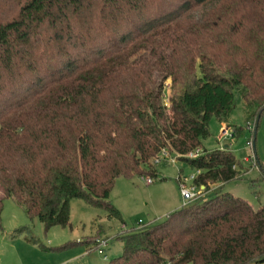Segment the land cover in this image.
<instances>
[{"label":"trees","instance_id":"16d2710c","mask_svg":"<svg viewBox=\"0 0 264 264\" xmlns=\"http://www.w3.org/2000/svg\"><path fill=\"white\" fill-rule=\"evenodd\" d=\"M21 1L0 14V187L27 218L65 226L75 197L123 222L108 200L115 178L141 173L161 148L199 168L203 189L247 170L201 140L211 115L227 120L234 94L254 138L264 0ZM194 147L202 153L183 155ZM20 234L40 250L79 242L47 246L27 225L9 233ZM116 237L121 251L105 264L262 262L264 203L215 190Z\"/></svg>","mask_w":264,"mask_h":264},{"label":"rangeland","instance_id":"374dc122","mask_svg":"<svg viewBox=\"0 0 264 264\" xmlns=\"http://www.w3.org/2000/svg\"><path fill=\"white\" fill-rule=\"evenodd\" d=\"M16 1L2 0L0 14L3 16L14 14L17 9ZM169 82V78L164 81L161 96L166 105H168L170 92ZM227 120L226 125L233 129L235 136L223 135L220 131L222 122L211 115L207 123L209 135L201 140V144L206 149L228 144L234 156L247 167V170L242 176L221 183L218 189L240 196L254 206L264 203V112L259 117L253 138L245 126L240 97L234 94L233 107ZM234 125H240L241 129L235 130ZM249 138L254 141V148L252 145L245 144ZM253 151L259 163L254 158ZM250 154L253 156L254 163L256 161L255 167L251 168L249 167L251 160L248 158ZM171 158L175 160L170 161L156 153L148 159L149 166L141 167V173L131 176L119 175L115 178L108 194V200L117 208L123 222L114 217H108L104 208L90 205L81 198L73 197L69 199L68 223L65 226L52 225L44 230L38 219L27 218L19 204L11 197L3 196L0 187L2 201L0 264H39L33 261L35 253L51 256L50 259L43 257L40 264H105L121 251L122 242L116 234L160 220L168 212L182 205L175 178L176 173L180 170L184 175H188L194 171V168L185 161L177 159L174 154ZM149 167L153 169V174H151L153 179L150 183H144L140 175L148 173ZM209 187L210 185L206 189H200L198 198L213 193L214 190L205 191L210 189ZM121 223H124V228H120ZM20 225H27L29 233L47 246L59 245L69 240H79V242L65 248L39 252L40 250L35 246L25 244L19 237L21 234L9 235L15 227ZM100 238L108 239L107 245L102 249L96 247V240ZM85 245L89 248L85 249ZM103 255L106 257L103 258ZM252 264H264V261Z\"/></svg>","mask_w":264,"mask_h":264},{"label":"built area","instance_id":"2783aa9c","mask_svg":"<svg viewBox=\"0 0 264 264\" xmlns=\"http://www.w3.org/2000/svg\"><path fill=\"white\" fill-rule=\"evenodd\" d=\"M250 123L251 122H246V124H245V126H246V128L248 130L252 129V125H251L252 123L251 124ZM220 131L225 136H232L234 134L233 129L230 126L226 125V123H224V122H222V124H221ZM245 144L252 145L251 138L246 140ZM158 153L161 155L162 158L169 159L170 161H174L175 160V158H171V155L174 154V156H176V154L168 152V150L166 148H161L157 152V155H158ZM201 153H202V149L200 147H194V148L188 150L183 155L185 157L192 158V157L198 156ZM248 158L251 160V163H250L249 167L250 168L251 167H255L256 161L254 163L252 154H250L248 156ZM254 158H255V155H254ZM245 160H248V159H245ZM199 172H200L199 168H194V171L189 173L188 175H184L180 170L177 171L175 178H176L177 185H178V188H179V191H180V196H181V199H182V205L186 204L189 201H191V200H193L195 198H198V196H200V193H198V191L200 189H202L203 187L195 184V182H194V178L196 177V175ZM140 177H141V179L143 180L144 183H150L152 181V179H153V176H151L149 173H146L144 175H140ZM137 223L139 224V220L137 221ZM124 227H125L124 223H121L120 228H124ZM96 242H97L96 247L98 249H102V248H104V246L107 245L108 239L100 238V239H97ZM103 257L105 258L106 256L103 255Z\"/></svg>","mask_w":264,"mask_h":264},{"label":"crops","instance_id":"0c3cea01","mask_svg":"<svg viewBox=\"0 0 264 264\" xmlns=\"http://www.w3.org/2000/svg\"><path fill=\"white\" fill-rule=\"evenodd\" d=\"M264 112V111H263ZM262 112V113H263ZM261 113V114H262ZM224 123H228V120H226V121H224ZM229 124H231V123H229ZM236 135V133L234 132V134H233V136H235ZM223 146H227L228 148H229V145L228 144H224ZM252 146H253V148H254V141H252ZM230 149V148H229ZM231 150V149H230ZM254 150V149H253ZM254 152V151H253ZM254 155H255V159H256V161L258 162V159H257V157H256V154H255V152H254ZM259 163V162H258ZM247 173V172H246ZM243 175V174H242ZM242 175H240V176H242ZM239 176V177H240ZM237 178V177H236ZM223 182H225V181H216V182H213V183H211V184H209L210 185V189H208V190H205V191H211V190H219L218 188L219 187H221V183H223ZM204 191V192H205ZM20 238H21V240H23V242L25 243V244H28V245H33V244H31V243H29V242H27L26 240H24L23 239V237L20 235L19 236ZM33 246H35V245H33ZM86 246V248L85 249H87V248H89L87 245H85ZM35 248H37L36 246H35ZM39 249V248H38ZM40 250V249H39ZM41 251H43V252H49L50 250H40L39 252H41ZM36 255H35V257H34V259H33V261H34V263L36 262V263H41L42 262V258L44 257V258H49L50 259V257L51 256H49V255H41L40 253H35ZM43 254V253H42ZM104 258V257H103ZM68 259H70V258H68ZM52 264V263H51ZM187 264H189V263H187Z\"/></svg>","mask_w":264,"mask_h":264}]
</instances>
